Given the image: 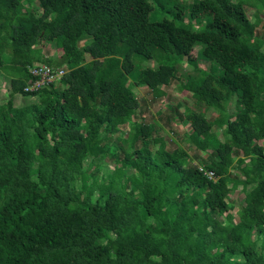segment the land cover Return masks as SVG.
<instances>
[{
	"label": "trees",
	"instance_id": "1",
	"mask_svg": "<svg viewBox=\"0 0 264 264\" xmlns=\"http://www.w3.org/2000/svg\"><path fill=\"white\" fill-rule=\"evenodd\" d=\"M216 2L0 0V264H264V40L244 1ZM35 64L69 72L25 93ZM174 82L195 156L137 119L135 90Z\"/></svg>",
	"mask_w": 264,
	"mask_h": 264
},
{
	"label": "rangeland",
	"instance_id": "2",
	"mask_svg": "<svg viewBox=\"0 0 264 264\" xmlns=\"http://www.w3.org/2000/svg\"><path fill=\"white\" fill-rule=\"evenodd\" d=\"M194 0H177L178 7H182L184 4H191ZM206 3H208L210 6H213L217 4L216 0H204ZM233 2H236L237 0H232ZM244 1L245 9L248 17L250 18L251 22H253L256 25V37L264 40V28H263V20H264V7L262 6L264 0H241ZM37 4V2H36ZM255 5V6H254ZM170 13H160L157 16H154L152 20L154 21H160L165 18H170ZM199 17L197 13L193 15L192 21L196 23V19ZM89 42V41H88ZM88 42H82L81 45L86 44ZM38 48H41L43 50V53L47 56H53L54 49L47 44L39 45ZM203 49V46L201 44L197 45L195 47V50L193 52V56L198 55V52H200ZM62 54V52H60ZM162 59H165L164 57L158 55L156 58V62H160ZM156 62H143L141 64L142 67H153L156 65ZM199 66L200 68L204 69L205 71L209 72L211 69V62L200 60ZM190 68L187 67L186 63L184 64V67L181 71V73H189ZM215 71L217 74H221L222 70L217 69L215 67ZM10 79L7 78L4 82L1 84V93L3 95H6L10 92ZM137 97L140 101L141 105V114L137 119L140 122H145L147 124L153 123L154 121L158 122L161 126V132L162 135L165 136V140L167 141V145L171 148H175L178 145L183 146V148L187 149L191 156H195V151L193 149H190L188 141H186L184 133H192L190 128L187 126L180 125L177 121V118H175L176 112L180 114L186 113L189 109H196L197 101L192 97L191 93L188 91H185L179 82H174L172 85L168 87H164L163 91L165 92V95L159 98H155L151 91L148 88H140L136 89ZM202 93L207 94V89L202 90ZM24 102V99L21 96H17L15 98V105H21ZM231 109H234V105H230ZM216 111L215 110H208L205 112L206 117L209 120H213L216 118ZM121 132H128L129 131V125L125 124L124 126L118 127V130L116 131L117 136ZM214 133L216 131L218 132V129L214 127L213 129ZM195 138V137H193ZM220 138L222 139V136L220 135ZM201 156L206 157L208 151V145L203 144L202 150H201ZM62 154L67 156L68 154V144L62 145ZM187 162L184 161V164ZM110 170H112V166H109ZM245 194L242 192V186L239 187L238 191L235 192V194L232 196V199L234 201L235 209L231 213L232 215H236V212L238 208L244 203ZM202 239L199 237L197 238L195 245L201 244Z\"/></svg>",
	"mask_w": 264,
	"mask_h": 264
},
{
	"label": "built area",
	"instance_id": "3",
	"mask_svg": "<svg viewBox=\"0 0 264 264\" xmlns=\"http://www.w3.org/2000/svg\"><path fill=\"white\" fill-rule=\"evenodd\" d=\"M68 72L69 70L64 67L58 68L47 64H35L29 69L32 79L27 82L24 92L37 93L45 87H50L51 85L58 86ZM200 171L210 180L215 179L214 173L207 171L203 166L200 167Z\"/></svg>",
	"mask_w": 264,
	"mask_h": 264
},
{
	"label": "crops",
	"instance_id": "4",
	"mask_svg": "<svg viewBox=\"0 0 264 264\" xmlns=\"http://www.w3.org/2000/svg\"><path fill=\"white\" fill-rule=\"evenodd\" d=\"M141 88H143V87H141ZM138 89H140V88H138ZM162 90H163V88H162ZM185 136V135H184Z\"/></svg>",
	"mask_w": 264,
	"mask_h": 264
}]
</instances>
